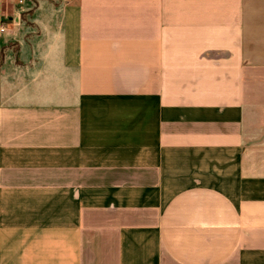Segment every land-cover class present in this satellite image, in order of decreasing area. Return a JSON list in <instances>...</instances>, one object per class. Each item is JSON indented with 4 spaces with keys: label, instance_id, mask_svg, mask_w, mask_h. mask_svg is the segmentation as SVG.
<instances>
[{
    "label": "crops",
    "instance_id": "obj_1",
    "mask_svg": "<svg viewBox=\"0 0 264 264\" xmlns=\"http://www.w3.org/2000/svg\"><path fill=\"white\" fill-rule=\"evenodd\" d=\"M0 27V264H264V0H0Z\"/></svg>",
    "mask_w": 264,
    "mask_h": 264
},
{
    "label": "trees",
    "instance_id": "obj_2",
    "mask_svg": "<svg viewBox=\"0 0 264 264\" xmlns=\"http://www.w3.org/2000/svg\"><path fill=\"white\" fill-rule=\"evenodd\" d=\"M8 47H11L13 49V51L15 52V54H17V52H18V47L15 44H8V45L2 47L1 50H0V65L3 62V57H4V54H5V50ZM16 57H17V55H16Z\"/></svg>",
    "mask_w": 264,
    "mask_h": 264
},
{
    "label": "built area",
    "instance_id": "obj_3",
    "mask_svg": "<svg viewBox=\"0 0 264 264\" xmlns=\"http://www.w3.org/2000/svg\"><path fill=\"white\" fill-rule=\"evenodd\" d=\"M7 1H13V2H16V3H18V4H22V3H24L26 0H7ZM2 30H3V28L0 27V31H2Z\"/></svg>",
    "mask_w": 264,
    "mask_h": 264
}]
</instances>
